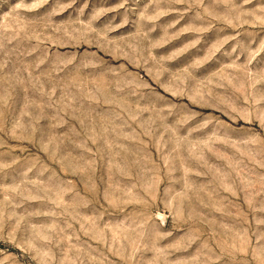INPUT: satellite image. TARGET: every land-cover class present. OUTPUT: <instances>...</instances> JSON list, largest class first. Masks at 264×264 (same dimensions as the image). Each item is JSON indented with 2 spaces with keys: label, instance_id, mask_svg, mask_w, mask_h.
I'll list each match as a JSON object with an SVG mask.
<instances>
[{
  "label": "rangeland",
  "instance_id": "1",
  "mask_svg": "<svg viewBox=\"0 0 264 264\" xmlns=\"http://www.w3.org/2000/svg\"><path fill=\"white\" fill-rule=\"evenodd\" d=\"M0 264H264V0H0Z\"/></svg>",
  "mask_w": 264,
  "mask_h": 264
}]
</instances>
